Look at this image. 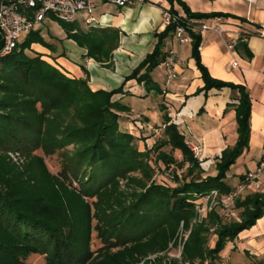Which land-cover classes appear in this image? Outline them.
Here are the masks:
<instances>
[{
  "label": "trees",
  "instance_id": "1",
  "mask_svg": "<svg viewBox=\"0 0 264 264\" xmlns=\"http://www.w3.org/2000/svg\"><path fill=\"white\" fill-rule=\"evenodd\" d=\"M180 4L184 14L168 12L180 15L184 24L173 23L157 35L154 51L112 91H93L83 66L81 78L60 69L57 60L65 53L36 29L12 53L0 56V264H31L32 256L44 257L46 264H220L227 243L264 216V192L254 191L237 200L238 218L225 222L212 211L193 224L199 200L212 191L235 192L225 179L249 147L251 100L243 86L213 79L201 62L195 23L223 15L194 14ZM59 22L66 40L86 51L84 60L113 66L119 29ZM182 24L204 90L229 88L238 93L239 137L222 153L215 177L202 178L201 162L167 113L164 123L153 128L156 133L148 136L136 120L132 122L139 136L122 126V114L131 112L123 103L131 95L125 90L128 81L164 94L152 73L164 63L165 46ZM34 44L51 54L32 53ZM161 110L166 111L164 105ZM140 142L147 146L144 151ZM57 154L61 170L54 174L46 158ZM162 167L173 170L176 187L158 182L156 171ZM181 230L190 231L181 260L168 259L170 250L178 248ZM94 232L100 241L96 250ZM210 233L217 238L214 247L209 246Z\"/></svg>",
  "mask_w": 264,
  "mask_h": 264
},
{
  "label": "crops",
  "instance_id": "2",
  "mask_svg": "<svg viewBox=\"0 0 264 264\" xmlns=\"http://www.w3.org/2000/svg\"><path fill=\"white\" fill-rule=\"evenodd\" d=\"M101 2L106 3L95 0V9ZM180 2L194 14L223 15L197 21L200 26L220 27L225 31L223 38L213 30L197 31L201 35V62L213 79L243 86L251 100L249 147L237 159L225 179V183L236 190L243 177L264 157V38L259 36L264 28V0H174L173 3L168 0H143L125 8L116 5L108 10L104 8L102 14L94 16L97 27L116 28L121 32L119 46L113 54V66L107 68L84 60L86 51L72 40L62 42L59 51H63L66 57L58 58L57 64L76 78L85 77L83 66L93 91L118 89L126 77L154 51L158 43L157 35L165 30L164 12L173 9L184 14ZM224 41L233 42L235 49L227 50ZM34 50L44 55L51 54L43 47L40 51L39 46ZM164 51H173L179 61L170 79L163 63L152 73L154 82L164 94L148 92L136 80L128 81L125 90L131 95L123 98V103L131 108V112L122 114V126L139 136L140 130L132 122L136 120L145 126L144 134L148 136L155 125L164 123L167 113L172 123L180 126L189 143L202 147L203 154L199 159L202 178L215 177L222 153L234 147L239 137L236 121L238 93L229 88L204 90L202 74L192 57V42L183 45L174 37L167 42ZM234 61L238 62V67H232ZM161 105L165 106L166 111L161 110ZM157 109L161 120L154 124L153 114L148 112L152 110L154 113ZM153 143L154 139H149L147 146L151 147ZM147 146L145 142L139 143L141 151ZM233 168H236L232 175L237 178V183L230 186L227 180ZM261 178L264 183V173ZM249 190L248 194L254 192L252 188ZM232 246L235 251L243 247L240 254L248 257L246 264L264 262V216L252 228L241 233Z\"/></svg>",
  "mask_w": 264,
  "mask_h": 264
},
{
  "label": "built area",
  "instance_id": "3",
  "mask_svg": "<svg viewBox=\"0 0 264 264\" xmlns=\"http://www.w3.org/2000/svg\"><path fill=\"white\" fill-rule=\"evenodd\" d=\"M101 1L111 3L119 8H125L142 2L143 0ZM94 11L95 0H0V39L2 43L0 56H6L12 53L16 49L18 42L39 25H43L49 16L66 23L81 24L83 22V25L87 28L97 27L98 22L94 17ZM173 23H183L181 16L165 11L163 14L164 27L167 28ZM183 24L177 27L175 37H177L181 44L186 45L191 42V39L186 35ZM196 29L201 31L213 30L221 38H223L225 33L220 27L212 28L197 24ZM259 36L264 38V28L261 30ZM224 44L229 51L235 49V44L231 41H224ZM178 62L175 53L169 51L163 63L169 79L173 77V69ZM232 67H238V62L234 61ZM189 148L196 158H201L203 149L200 145L189 143ZM263 173L264 157L260 160L254 172H250L244 176V179L235 192L228 195H221L218 191H212L209 195L199 200L195 204L196 218L193 224L201 223L207 217L208 213L216 208H220L225 216L229 217L235 208L237 200L249 188H252L257 193L264 192V183L261 182ZM187 238L182 243V236L181 234L179 235L178 245L181 247V255Z\"/></svg>",
  "mask_w": 264,
  "mask_h": 264
},
{
  "label": "rangeland",
  "instance_id": "4",
  "mask_svg": "<svg viewBox=\"0 0 264 264\" xmlns=\"http://www.w3.org/2000/svg\"><path fill=\"white\" fill-rule=\"evenodd\" d=\"M99 1H101V0H99ZM111 7H115V5H113L111 3H107V2L105 4H102V2L98 3V6L94 12V16L98 17L100 14H102L105 11V9L108 10V8H111ZM81 27L86 29V27L83 25V22L81 23ZM36 30L41 31L40 32L41 36L44 37V39H46V41H48L49 43H52L55 46H58L59 50H61L62 42H63V40H66V34H65L64 30L62 29V26H61L59 20L53 19L52 17L49 16L47 18V20L45 21V23L43 25H39L36 28ZM38 46L40 47V51H42L41 50L42 46H40L39 44H34L32 46V53H39V52L34 50V49H37ZM28 54L31 56L33 55L30 52H28ZM53 55L57 56V53H55ZM148 113L153 114V117H152L153 122L152 123L157 124L160 122L161 118H160V114H159L160 112L158 111V109L154 113L152 112V110H150ZM177 159L180 160L181 158L177 156ZM61 161H62V157L59 154H57L53 157H50V158H46V162H47L50 170L54 174H58L59 171L61 170V163H62ZM235 169L236 168H233V170H231V176L227 180V183L230 186H235L237 183V178L232 175L234 173ZM256 169H257V166L255 168H253V170L251 172H254ZM172 171L173 170H164V167H162L159 172L156 171L158 182L169 185L170 187H176L178 185V183L175 182V179L173 178ZM184 171H185V168L183 170L179 171V174H182ZM261 180H262V178H261ZM248 191H250V190L249 189L246 190L240 197L246 196L248 194ZM250 193H252V191L249 192V194ZM213 211H218L220 216L223 218V220L225 222L236 219L240 215V211L235 209V208L232 210V213H230L229 217H226L224 212L220 208H216ZM180 234L182 236L181 241L183 243L185 241V239L187 238V236L189 237L190 233L188 234V232L182 231V232H180ZM93 236H94V240H93L92 249L96 250L100 247V241L96 238V236H97L96 232L93 233ZM208 238H209V246L214 247L216 239H217L216 236L213 235L212 233H210L208 235ZM233 242H228L227 245L222 250V252L220 253L221 258L223 259L222 261H220V264H246V260H248V257L244 256L243 254H240V253H243L241 251L243 247L241 246V247H239V249L237 251H235V250H233V246H232ZM167 257H168V259H175V260L180 261L181 260V247H179V245H178V248L173 247L170 250ZM28 263L46 264V261H45V258L42 256H32L29 258Z\"/></svg>",
  "mask_w": 264,
  "mask_h": 264
}]
</instances>
